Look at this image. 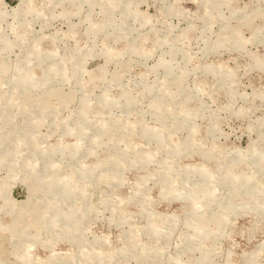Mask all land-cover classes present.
Returning a JSON list of instances; mask_svg holds the SVG:
<instances>
[{"label": "rangeland", "instance_id": "rangeland-1", "mask_svg": "<svg viewBox=\"0 0 264 264\" xmlns=\"http://www.w3.org/2000/svg\"><path fill=\"white\" fill-rule=\"evenodd\" d=\"M0 264H264V0H0Z\"/></svg>", "mask_w": 264, "mask_h": 264}]
</instances>
